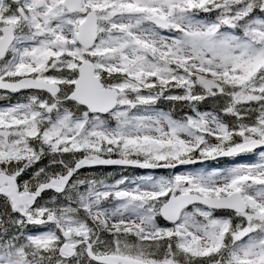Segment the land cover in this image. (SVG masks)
<instances>
[{
  "label": "snow or ice",
  "instance_id": "6c2138e0",
  "mask_svg": "<svg viewBox=\"0 0 264 264\" xmlns=\"http://www.w3.org/2000/svg\"><path fill=\"white\" fill-rule=\"evenodd\" d=\"M0 100V264H264V0H0Z\"/></svg>",
  "mask_w": 264,
  "mask_h": 264
},
{
  "label": "trees",
  "instance_id": "16d2710c",
  "mask_svg": "<svg viewBox=\"0 0 264 264\" xmlns=\"http://www.w3.org/2000/svg\"><path fill=\"white\" fill-rule=\"evenodd\" d=\"M161 107H164L165 109H167L169 106L167 104H162ZM86 173L87 172H93L95 174H98V175H103V174H106L108 172H114V173H118L119 172V169H112V170H107V169H97V170H93V171H85ZM128 174V173H126Z\"/></svg>",
  "mask_w": 264,
  "mask_h": 264
}]
</instances>
